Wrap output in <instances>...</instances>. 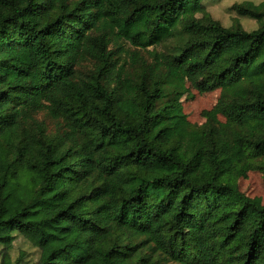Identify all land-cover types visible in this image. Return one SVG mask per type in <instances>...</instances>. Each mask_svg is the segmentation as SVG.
Returning a JSON list of instances; mask_svg holds the SVG:
<instances>
[{"label": "trees", "instance_id": "obj_1", "mask_svg": "<svg viewBox=\"0 0 264 264\" xmlns=\"http://www.w3.org/2000/svg\"><path fill=\"white\" fill-rule=\"evenodd\" d=\"M205 1L0 0L1 264L17 236L34 264H264L236 182L264 177V0L230 27ZM187 83L220 91L202 126Z\"/></svg>", "mask_w": 264, "mask_h": 264}, {"label": "rangeland", "instance_id": "obj_2", "mask_svg": "<svg viewBox=\"0 0 264 264\" xmlns=\"http://www.w3.org/2000/svg\"><path fill=\"white\" fill-rule=\"evenodd\" d=\"M245 1H254L256 3L260 0H220V1H205L204 5L208 13L217 21H220L224 27H230L233 23V18L237 17L235 13L230 12V8L234 4H240ZM241 22L247 31H252L257 28V24L254 20L248 18H241ZM114 47H112L113 49ZM126 48L129 45L126 44ZM154 48H150L152 51ZM163 48H158V51H162ZM142 55H146L145 52H141ZM94 67L92 64L87 63L85 65V71L89 72ZM198 84L187 83L188 92L182 98L184 107V113L193 125L202 126L207 122L205 112H211L217 104L220 96V91L201 94L198 89ZM211 119H213L218 125H224L226 120L219 113H211ZM38 120L44 122L50 133L55 132L56 122L49 118L46 113H40L37 116ZM257 162V161H256ZM255 163V162H254ZM252 163V169L246 171V177L238 176L236 182L242 193L248 197L257 200L264 205V177L262 173L255 170L256 164ZM9 258L15 264V262L23 254V264H34L39 259L38 250L34 249L31 244L23 237L17 236L13 248L8 252ZM4 258V250L0 247V264Z\"/></svg>", "mask_w": 264, "mask_h": 264}]
</instances>
